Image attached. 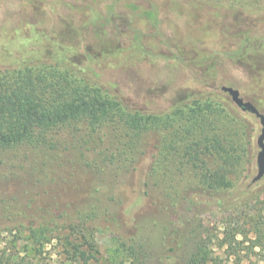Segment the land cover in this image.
<instances>
[{"label":"trees","instance_id":"16d2710c","mask_svg":"<svg viewBox=\"0 0 264 264\" xmlns=\"http://www.w3.org/2000/svg\"><path fill=\"white\" fill-rule=\"evenodd\" d=\"M195 1L215 10L230 11L233 23L243 26L237 34L241 45L233 58L264 54V31L257 29L260 20L264 21V0ZM156 14L147 12L146 17L155 18ZM25 58L16 66L0 68V264H46L44 256L53 253L48 251L53 243L54 253L64 264H98L95 234L102 228L97 226V220L112 221L117 253H127L134 263L146 264V246L136 236L139 217L133 214V236L122 231V219L118 217L121 214L114 202L116 184H107L102 166L114 160L129 161L127 174L131 173L139 160L148 156L144 151L138 152L136 146L151 133L159 136L160 150L153 153L154 162L145 175L144 186L155 187L164 194L160 188L165 179L164 191L171 201L163 202L158 193H153L154 203L159 213L171 206L174 212L178 211L165 225V239L172 243L169 250L177 251L179 242L185 240L192 247L184 264H221L210 250V239H205L196 227L187 230L196 215L197 195L209 196L217 204L216 209L223 212L250 202L245 194L251 185L242 189L243 181L257 167L254 131L245 117L248 113L226 100L227 94L222 90L207 86L186 91V97L174 109L160 114L143 113L130 109L99 85L95 77L69 66L65 58L37 52ZM215 119L227 121L231 135L239 130L230 147L223 139L206 136ZM115 123L132 131L128 139H123L122 147L113 144L119 140L113 139L115 129L111 126ZM160 123L167 127L168 136L162 133L160 138ZM84 125L92 137L98 134L100 140L112 142L106 149L98 148V161L90 158L88 144L93 139H76L86 143L87 151L77 153L74 159L62 152L64 143L57 136L70 129L78 132ZM186 140L190 144L184 146L182 166L197 178V184L185 191L176 187L170 192L164 161H170L172 151L179 152L178 141ZM213 153L223 159L217 168L210 169L200 158ZM71 166L74 172L70 171ZM63 167L65 174L60 172ZM78 174L92 175L97 182L76 196L74 183L67 184ZM159 175L161 181L151 184ZM145 195H149L147 190ZM186 203L190 215L184 220L181 214H185ZM166 260L171 263L170 256Z\"/></svg>","mask_w":264,"mask_h":264},{"label":"rangeland","instance_id":"374dc122","mask_svg":"<svg viewBox=\"0 0 264 264\" xmlns=\"http://www.w3.org/2000/svg\"><path fill=\"white\" fill-rule=\"evenodd\" d=\"M214 10L211 5L195 0H0V68L16 66L22 58L34 56L36 52L52 58L57 55L65 58L75 70L95 77L99 85L132 110L160 114L179 106L186 91L199 86L218 90L229 86L239 89L241 96L264 114V54H252L241 60L233 58L241 45L237 34L243 26L233 23L230 11ZM151 11L157 14L148 19L146 13ZM257 29L264 31V21L260 20ZM225 97L232 102L229 95ZM245 117L254 131L252 140L257 157L262 127L255 116ZM226 125L227 121L215 119L206 136L223 139L230 147L231 139H237L233 135L239 134V130L231 135ZM124 126L116 123L111 126L115 129L113 139H119L114 146H124L123 139L132 134ZM160 126V138L162 133L168 136L164 123ZM57 137L64 143L62 152L71 159L87 151L86 143L76 139H93L88 147L91 148L90 158L97 161L98 148L112 145L110 139L102 141L98 134L92 137L85 125L80 126L78 132L70 129ZM157 137L151 133L147 139L140 140L136 148L148 156L139 160L131 173L127 174L129 161L114 160L102 166V174L107 184H116L114 202L121 214L118 217L122 219V231L133 236L136 232L133 214L139 217L136 236L138 242L146 246V264H167L168 256L170 264H184L192 243L183 240L177 251L171 252L172 243L165 239L167 220L178 211L174 212L171 206L159 213L154 203L153 193H158L163 202L171 201L164 191L165 179L160 186L164 194L155 187L144 186L145 175L154 162L153 153L160 150ZM178 142L179 152L172 151L170 161H164L170 192L176 187L185 191L197 184V178L182 166L184 146L190 144V140ZM200 159L208 163L210 169H215L223 158L213 153L202 154ZM70 171L74 172L72 166ZM60 172H66L64 167ZM256 174L257 169H252L243 181L242 189L251 185L245 194L250 202L237 209L219 211L209 196L194 197L198 206L187 231L196 227L198 233L210 239V250L221 264H264V178L250 184ZM159 177L151 184L158 179L161 181ZM74 178L67 185L74 183L76 196L97 182L92 175L78 174ZM146 190L149 195H145ZM189 207V203L184 206L185 214H181L184 220L190 215ZM98 225L102 228L95 234L98 264H138L129 254L117 253L116 228L112 221L97 220ZM55 244L48 247L53 253L44 256L46 264H64L54 253Z\"/></svg>","mask_w":264,"mask_h":264},{"label":"water","instance_id":"95a60500","mask_svg":"<svg viewBox=\"0 0 264 264\" xmlns=\"http://www.w3.org/2000/svg\"><path fill=\"white\" fill-rule=\"evenodd\" d=\"M221 90L231 96L233 103L245 112L254 114L260 121L261 134L258 137V147L260 148L257 154V174L253 177L252 182L257 183L264 178V114L250 101H245L241 97L240 91L233 87L222 86Z\"/></svg>","mask_w":264,"mask_h":264},{"label":"flooded vegetation","instance_id":"af4514ba","mask_svg":"<svg viewBox=\"0 0 264 264\" xmlns=\"http://www.w3.org/2000/svg\"><path fill=\"white\" fill-rule=\"evenodd\" d=\"M236 89V88H235ZM239 90V89H238ZM240 91V90H239ZM225 93V92H224ZM227 95H229L228 93H226ZM240 94H241V92H240ZM230 96V95H229ZM242 97V96H241ZM230 98H231V96H230ZM244 99V98H243ZM245 100V99H244ZM231 101H232V99H231ZM246 101V100H245ZM251 102V101H250ZM232 103H233V101H232ZM234 104V103H233ZM254 104V103H253ZM235 105V104H234ZM255 105V104H254ZM256 106V105H255ZM257 107V106H256ZM239 108V107H238ZM258 108V107H257ZM240 109V108H239ZM243 113H248V114H251V115H253V116H255L254 114H252V113H250V112H245V111H243L242 109H240ZM259 110V109H258ZM260 111V110H259ZM256 117V116H255ZM257 118V117H256ZM258 119V118H257ZM258 142V141H257ZM257 146H258V143H257ZM258 153H259V151H260V148L258 147ZM257 153V154H258ZM256 162H257V157H256ZM256 167H257V163H256ZM257 169V168H256Z\"/></svg>","mask_w":264,"mask_h":264}]
</instances>
